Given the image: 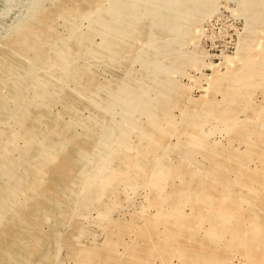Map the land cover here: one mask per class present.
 <instances>
[{
    "label": "rangeland",
    "instance_id": "rangeland-1",
    "mask_svg": "<svg viewBox=\"0 0 264 264\" xmlns=\"http://www.w3.org/2000/svg\"><path fill=\"white\" fill-rule=\"evenodd\" d=\"M0 264H264V0H0Z\"/></svg>",
    "mask_w": 264,
    "mask_h": 264
},
{
    "label": "bare ground",
    "instance_id": "bare-ground-1",
    "mask_svg": "<svg viewBox=\"0 0 264 264\" xmlns=\"http://www.w3.org/2000/svg\"><path fill=\"white\" fill-rule=\"evenodd\" d=\"M250 256H251V257H255V255H254V254H251Z\"/></svg>",
    "mask_w": 264,
    "mask_h": 264
}]
</instances>
